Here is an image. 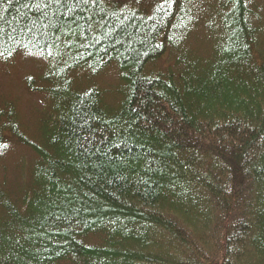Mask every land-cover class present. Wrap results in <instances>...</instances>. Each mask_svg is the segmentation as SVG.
<instances>
[{"label": "trees", "instance_id": "trees-1", "mask_svg": "<svg viewBox=\"0 0 264 264\" xmlns=\"http://www.w3.org/2000/svg\"><path fill=\"white\" fill-rule=\"evenodd\" d=\"M0 264H264V0H0Z\"/></svg>", "mask_w": 264, "mask_h": 264}, {"label": "rangeland", "instance_id": "rangeland-1", "mask_svg": "<svg viewBox=\"0 0 264 264\" xmlns=\"http://www.w3.org/2000/svg\"><path fill=\"white\" fill-rule=\"evenodd\" d=\"M34 66H35V64H33V65H31V64H25V66L22 67V72L18 71L21 68L15 69L14 72L16 73L17 76H19L20 74L23 75L26 72L27 73L31 72V70H33V68H35ZM110 80H111V84H109V85H115L116 86V82L114 81V79L111 78Z\"/></svg>", "mask_w": 264, "mask_h": 264}]
</instances>
